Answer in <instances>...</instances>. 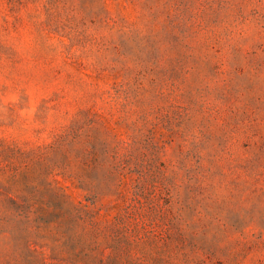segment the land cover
<instances>
[{"label":"rangeland","instance_id":"rangeland-1","mask_svg":"<svg viewBox=\"0 0 264 264\" xmlns=\"http://www.w3.org/2000/svg\"><path fill=\"white\" fill-rule=\"evenodd\" d=\"M0 264H264V0H0Z\"/></svg>","mask_w":264,"mask_h":264}]
</instances>
